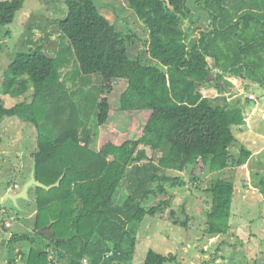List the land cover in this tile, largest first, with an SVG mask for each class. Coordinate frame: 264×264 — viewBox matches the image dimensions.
<instances>
[{
	"label": "trees",
	"instance_id": "trees-1",
	"mask_svg": "<svg viewBox=\"0 0 264 264\" xmlns=\"http://www.w3.org/2000/svg\"><path fill=\"white\" fill-rule=\"evenodd\" d=\"M26 1L0 0V26L13 24ZM125 1L130 16L121 27L101 13V8L117 11L112 4L64 0L56 57L43 47L18 51L2 78L4 96L30 94L11 108L0 97V120L18 118L36 128L32 174L53 186L29 189L36 203L34 228L9 241L29 248L25 264H134L143 221L168 205H150L167 193V185H197L206 175L244 167L253 155L246 147L238 156L231 151L234 128L247 124L244 104L253 101L241 96L235 104L223 97L215 105L200 84L213 74L212 89L220 94L225 93L221 80L236 82L245 92L253 86L264 91V0H199L197 9L209 16L207 28L191 26L190 0ZM93 74L101 76L91 104L92 112L98 111V131L105 133L100 148L98 132L83 136L93 114L82 110L83 92L74 90ZM122 81L127 85L118 91ZM164 171L183 174L189 182ZM11 179L0 188L19 184ZM238 187L218 179L208 190L210 237L233 235ZM121 188L126 197L118 203ZM260 188L264 195V178ZM0 209L8 215L0 223L18 211ZM170 215L175 225L188 227L186 214L185 220L175 211ZM177 260L150 250L144 263Z\"/></svg>",
	"mask_w": 264,
	"mask_h": 264
},
{
	"label": "rangeland",
	"instance_id": "rangeland-1",
	"mask_svg": "<svg viewBox=\"0 0 264 264\" xmlns=\"http://www.w3.org/2000/svg\"><path fill=\"white\" fill-rule=\"evenodd\" d=\"M99 1L101 4H112L116 7L117 11L110 7L101 8V12L105 16L108 15L114 23L117 22L119 15L126 18L130 16L127 10L129 5L127 6L128 3L126 4L125 0ZM198 1L190 0L189 4L195 11L194 18H197L199 14L197 13ZM66 12L67 7L64 0H27L13 24L0 26V97L8 108L25 101L30 94L19 99L3 95L1 83L9 65L18 51H29L38 47H43L50 57H56L61 43L59 21L63 19ZM185 24V26L190 25L187 22ZM119 25L123 27L124 22H120ZM139 31L143 37L144 33ZM68 72L70 76L73 72L72 67L68 68ZM214 80L215 77L211 74L208 83L200 84V89L209 96L213 104H221L223 97H226L229 103L235 102V104L241 96L244 102H247V99L253 101L252 103L247 102V105L244 104L247 124L242 128H234L237 142L231 149V151L234 150L232 153L238 156L242 147H246L252 150L253 155L244 167H230L224 172L206 175L197 185L188 183V178L183 174L164 171L165 174L173 177H184L188 185L175 187L167 185V193L153 199L150 204L152 206L162 202H168V205L156 217H147L143 221L138 234V248L134 264H145L146 255L150 250L165 256H177L178 262L173 264H240L238 260H244L245 263L249 260L244 257L245 249L241 251V244L251 249L256 246L259 249L256 250L257 252L264 249V195L260 188V182L264 178V91L256 87L245 92L244 88L243 90L238 89L242 88L236 82L231 81L233 84L228 87L229 85L221 80L218 84L223 90L226 89V93L220 94L212 89ZM126 85V82H118V91L123 90ZM76 89L83 92L81 101L86 104L81 103L82 110L92 112L91 104L97 101L101 89L100 74L83 77L74 89L78 91ZM253 97L260 101V105L255 103ZM97 113V109L92 112L93 115L89 122L84 119L86 131L83 136L94 135L98 132L96 146L100 148L99 142L100 140L104 142L105 133L101 129L98 131ZM0 138L3 140L0 145V174L7 175L5 178H0V185L6 184L9 177H12L13 182L23 185L32 176L34 154L38 151L37 130L33 125L22 122L18 118H5L0 120ZM148 151L151 155V150ZM17 169H19L18 172ZM218 179L230 180L239 186L233 211L235 210V214L239 216L237 219L242 221V224L239 228L237 225L232 229L235 237L232 241H236L232 243L239 244V247L233 245L228 248V245L223 243L219 246L218 242L208 245L211 237L206 232L208 215L212 208V195L208 190ZM125 197L126 191L121 188L116 201L122 203ZM1 200L0 208L11 210V214L14 213V209L18 211L12 218L15 221L9 218L11 221L0 223V264H25L24 259L29 253V248L25 245L11 246L9 241L14 233L33 230L36 216L35 198L31 196L28 200L18 201L17 204ZM171 211L177 212L183 220L187 215L189 217L188 227L175 225L170 215ZM1 212L2 209H0V222L8 218V215L5 216ZM252 234L255 236L252 237ZM224 237L228 241L229 237Z\"/></svg>",
	"mask_w": 264,
	"mask_h": 264
},
{
	"label": "crops",
	"instance_id": "crops-1",
	"mask_svg": "<svg viewBox=\"0 0 264 264\" xmlns=\"http://www.w3.org/2000/svg\"><path fill=\"white\" fill-rule=\"evenodd\" d=\"M126 2V4H127V1H125ZM127 6H128V4H127ZM128 14H129V12H130V9H129V7H128ZM119 11V10H118ZM102 13V12H101ZM119 13H120V11H119ZM197 13H199V14H197V18H194V15H195V11H193V15H192V22L190 23V24H192L191 26L194 28V27H197V28H207V26H208V24H209V16L205 13V12H203V11H201V10H197ZM103 14V13H102ZM104 15V14H103ZM105 16V15H104ZM120 16V15H119ZM118 16V18H117V22H115V23H118V24H120V22H125V20L124 19H126V17L124 16V17H122V16H120L119 17ZM111 23H114V22H112L111 20H110V18H108V15L107 16H105ZM128 17V16H127ZM202 21V22H201ZM186 27H189V26H186ZM231 84H233L231 81H229ZM236 85V84H235ZM228 87H230V85L228 86ZM242 89H240V88H238L239 90H243V87H241ZM251 88H255L254 86L253 87H251ZM252 90V89H251ZM225 93H226V89H225ZM225 171V170H224ZM224 171H222V172H224ZM220 173V172H219ZM30 178H28L27 180H29ZM237 218H239V216L237 215V217L235 218V221H234V223H235V226H237L238 225V228L240 227V225L242 224V221H240V220H238ZM262 221H260V223H261ZM258 224H256V226H257ZM233 229V228H232ZM231 229V232L233 231ZM233 233V232H232ZM234 235V234H233ZM233 235H231L230 233H229V235L227 234V235H219V236H215V237H211L210 238V240L207 242L208 243V245H213V243H216V242H218L219 243V246H222L221 245V243H223V244H227L228 245V248L230 247V246H233V245H237V247H239V244H234V243H232V242H236V241H232L235 237L233 236ZM224 236H228L229 237V239H228V241H226L225 240V237ZM236 237H238L237 235H235ZM252 237H254L255 235L254 234H252L251 235ZM232 243V244H231ZM241 246H242V248H241V251L243 250V249H245L244 251V257L247 259V258H249V260L245 263L244 262V260L243 261H241V260H238V262L240 263V264H264V249H263V251L262 250H260L259 252H257L259 249L256 247V246H254V249H251V248H245V246L244 245H242L241 244ZM221 248V247H220ZM218 251H220L219 249H217ZM249 250V251H248ZM257 250V251H256Z\"/></svg>",
	"mask_w": 264,
	"mask_h": 264
},
{
	"label": "water",
	"instance_id": "water-1",
	"mask_svg": "<svg viewBox=\"0 0 264 264\" xmlns=\"http://www.w3.org/2000/svg\"><path fill=\"white\" fill-rule=\"evenodd\" d=\"M7 177L6 174H0V178H5ZM58 185V184H57ZM32 186H38L46 189H50L53 186L47 187L43 185L42 183H39L36 181L34 174L31 176V180H29L25 185L22 187L21 190L18 192H13L11 189L8 188H0V199H3V201H12L14 204H17L19 200L22 199H28L29 198V189ZM4 228V226H3ZM22 253V252H21Z\"/></svg>",
	"mask_w": 264,
	"mask_h": 264
},
{
	"label": "flooded vegetation",
	"instance_id": "flooded-vegetation-1",
	"mask_svg": "<svg viewBox=\"0 0 264 264\" xmlns=\"http://www.w3.org/2000/svg\"><path fill=\"white\" fill-rule=\"evenodd\" d=\"M8 175H9V174H8ZM29 180H31V177H30ZM29 180H28V181H29ZM28 181H27V182H28ZM9 189H11L13 192H18L19 190L22 189V186H20L19 184H15V185L9 187ZM16 190H18V191H16Z\"/></svg>",
	"mask_w": 264,
	"mask_h": 264
},
{
	"label": "built area",
	"instance_id": "built-area-1",
	"mask_svg": "<svg viewBox=\"0 0 264 264\" xmlns=\"http://www.w3.org/2000/svg\"><path fill=\"white\" fill-rule=\"evenodd\" d=\"M84 263H85V264H88V260H84Z\"/></svg>",
	"mask_w": 264,
	"mask_h": 264
}]
</instances>
